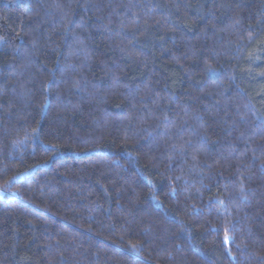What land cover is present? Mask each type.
I'll list each match as a JSON object with an SVG mask.
<instances>
[{
  "label": "trees",
  "instance_id": "16d2710c",
  "mask_svg": "<svg viewBox=\"0 0 264 264\" xmlns=\"http://www.w3.org/2000/svg\"><path fill=\"white\" fill-rule=\"evenodd\" d=\"M0 264H264V0H0Z\"/></svg>",
  "mask_w": 264,
  "mask_h": 264
},
{
  "label": "snow or ice",
  "instance_id": "6c2138e0",
  "mask_svg": "<svg viewBox=\"0 0 264 264\" xmlns=\"http://www.w3.org/2000/svg\"><path fill=\"white\" fill-rule=\"evenodd\" d=\"M226 239H227V237H226Z\"/></svg>",
  "mask_w": 264,
  "mask_h": 264
}]
</instances>
